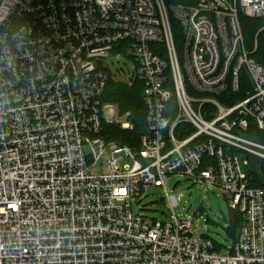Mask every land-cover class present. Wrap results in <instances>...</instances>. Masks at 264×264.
Masks as SVG:
<instances>
[{"label":"built area","instance_id":"built-area-1","mask_svg":"<svg viewBox=\"0 0 264 264\" xmlns=\"http://www.w3.org/2000/svg\"><path fill=\"white\" fill-rule=\"evenodd\" d=\"M245 16L264 21V0H0V264H264V51ZM112 80L143 83L139 147L101 136L134 128ZM170 175L222 189L243 216L232 248L174 213ZM154 186L170 221L132 209Z\"/></svg>","mask_w":264,"mask_h":264},{"label":"rangeland","instance_id":"rangeland-1","mask_svg":"<svg viewBox=\"0 0 264 264\" xmlns=\"http://www.w3.org/2000/svg\"><path fill=\"white\" fill-rule=\"evenodd\" d=\"M106 66H109L112 72H117V76H121L117 70L118 64L109 62ZM125 73L127 74V71ZM258 131L259 129H256V133ZM87 151L91 153L89 149ZM109 157L110 151L101 157L96 166L91 167V173L104 172ZM239 158L242 171L249 174V167L245 164L247 155L241 154ZM252 168L253 170L258 169L257 159H254ZM168 190L171 194L181 195L180 204L174 207V213L178 217H189L193 220L191 231L194 234H206L219 245L225 246L224 248L233 247L230 226L234 215L229 207L226 194L220 187L202 184L199 179L195 180L187 175H170ZM132 205L135 213H143L161 221H170L173 218L171 204H169L166 191L162 187H150L140 200H133Z\"/></svg>","mask_w":264,"mask_h":264},{"label":"trees","instance_id":"trees-1","mask_svg":"<svg viewBox=\"0 0 264 264\" xmlns=\"http://www.w3.org/2000/svg\"><path fill=\"white\" fill-rule=\"evenodd\" d=\"M196 2L197 0H165L168 7L174 4L189 6L196 4ZM241 18L243 32L245 33V41L248 48L253 50L255 48V42H258L259 50L254 54V57L257 58V54L264 51V30L260 32L257 37L260 28L263 26V21L261 19H253L246 16ZM172 21L175 35L178 37V35L180 36V25L178 21L174 19H172ZM142 88L143 83L140 80L136 81L132 86H127L123 83L118 84L114 80L109 83L108 90L106 92L107 99L117 102L122 110V113L126 111L131 112L130 120L134 123V128L122 129L119 125L115 124L105 125L101 136H103L106 141L114 140L122 145L126 144L132 147L140 146L142 136L146 130L147 114V108L143 102ZM222 96L220 98H222ZM258 132L256 133V140L264 144V130H259ZM259 176L260 172H258V169L252 170L253 185L264 186L263 182L259 179ZM232 212L234 219L230 229L233 239H236L240 230V225L243 221V216L237 211ZM205 236L210 237L206 234ZM215 244H217L216 249L220 250L219 244L216 242Z\"/></svg>","mask_w":264,"mask_h":264},{"label":"water","instance_id":"water-1","mask_svg":"<svg viewBox=\"0 0 264 264\" xmlns=\"http://www.w3.org/2000/svg\"><path fill=\"white\" fill-rule=\"evenodd\" d=\"M258 172H260V174L264 177V158L261 159V161H260V166H259Z\"/></svg>","mask_w":264,"mask_h":264},{"label":"snow or ice","instance_id":"snow-or-ice-1","mask_svg":"<svg viewBox=\"0 0 264 264\" xmlns=\"http://www.w3.org/2000/svg\"><path fill=\"white\" fill-rule=\"evenodd\" d=\"M13 208L15 207V205L12 206Z\"/></svg>","mask_w":264,"mask_h":264},{"label":"clouds","instance_id":"clouds-1","mask_svg":"<svg viewBox=\"0 0 264 264\" xmlns=\"http://www.w3.org/2000/svg\"><path fill=\"white\" fill-rule=\"evenodd\" d=\"M0 211H2V210H0Z\"/></svg>","mask_w":264,"mask_h":264}]
</instances>
